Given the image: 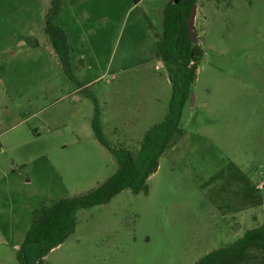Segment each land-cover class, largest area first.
Instances as JSON below:
<instances>
[{"label":"rangeland","instance_id":"rangeland-1","mask_svg":"<svg viewBox=\"0 0 264 264\" xmlns=\"http://www.w3.org/2000/svg\"><path fill=\"white\" fill-rule=\"evenodd\" d=\"M166 1L63 0L56 19L67 35L74 77L98 101L104 135L131 150L163 119L171 94L155 45ZM21 4L0 0V53L15 52L9 63L26 79L48 80L52 88L42 92V118L49 111L72 116L52 131L88 134L107 155L98 181L69 191L47 189L56 198L69 197L103 182L116 163L93 135L91 100L48 53L42 63L32 60L45 54L41 42L47 40L20 18ZM35 18L38 13L32 12ZM194 26L204 49L191 86L194 99L183 110V134L148 178V192L124 189L105 204L77 211L74 231L48 252L43 264H193L249 228L247 188L233 176L246 171L244 158L253 159L249 144L255 157L264 147L258 115L252 114L264 100V0H197ZM8 58L0 55L4 65ZM69 147L59 148L58 159ZM72 160L79 164L76 157ZM257 176L262 177L257 182H264V174ZM263 207L261 202L254 206L257 212ZM30 220L31 213L23 219L0 216V264H19L16 250Z\"/></svg>","mask_w":264,"mask_h":264},{"label":"trees","instance_id":"trees-1","mask_svg":"<svg viewBox=\"0 0 264 264\" xmlns=\"http://www.w3.org/2000/svg\"><path fill=\"white\" fill-rule=\"evenodd\" d=\"M138 3L140 0H132ZM197 0H167L161 9V30L156 37V54L163 63L171 94L163 119L143 134L139 146L131 150L112 143L103 133L100 107L95 95L73 75L69 60L70 45L64 29L56 19L63 0H48L43 32L56 54L62 72L93 104L90 121L96 140L110 153L115 171L97 186L69 197L53 199L31 211V220L16 250L19 264H43L48 252L61 244L73 231L77 211L107 203L124 189L132 194L148 192V178L157 160L172 142L183 134L182 116L190 100L204 49L191 42L187 17ZM193 264H264V223L246 229L234 241L210 250Z\"/></svg>","mask_w":264,"mask_h":264},{"label":"crops","instance_id":"crops-1","mask_svg":"<svg viewBox=\"0 0 264 264\" xmlns=\"http://www.w3.org/2000/svg\"><path fill=\"white\" fill-rule=\"evenodd\" d=\"M19 1L22 3L20 13H24L20 18L30 22L26 25L32 23L38 27L39 33L43 32L48 0ZM31 11L38 13V18L32 20ZM27 39L32 41V38ZM42 40L45 41L47 38ZM41 43L45 54L37 55L32 60L34 62L40 60L42 63L43 56L48 53L55 62H59L48 40ZM7 50L0 53L1 56L9 57L5 61L7 66L0 61V216L7 219H23L24 215L27 216L36 208V203L38 205L44 203L46 199L41 201L44 197H51L50 200L63 198L52 196L51 191L47 189L69 191L73 187L87 185L92 180L98 181V177L104 173L102 163L107 155L97 147L88 134L83 136L73 128V131L66 135H58L52 131L58 123L71 122L72 116L68 118L67 111L61 115H58L57 111H49L44 118L41 117L42 92H51L52 87L48 80L26 79L22 76V71L13 69L9 61L16 54ZM59 66L61 68L60 63ZM257 106L260 111L252 114L258 115L259 136L264 140V100L257 103ZM244 114L247 115L246 110ZM67 143H70L69 150L65 149L62 152L67 155L68 161L63 160L64 153H61L58 159L59 148L62 150ZM84 144L93 145V149ZM249 145L247 148L250 149L249 155L253 159L244 158V162L248 164L245 167L246 171L238 170L233 179L237 180L236 183L243 182L242 187L247 188L245 195L250 203L247 207V217L249 228H252L264 223V207L260 209L261 212L254 208L255 204L260 202L264 206V192L260 193L264 189V182H257L258 178L262 179L257 173L264 174V147L261 152H257L259 156L255 157L254 145L252 143ZM73 157L79 162L76 166L73 164ZM248 159L250 160L247 163ZM261 184L263 185L259 187ZM256 195L259 198H256ZM7 201H10L11 207L6 205Z\"/></svg>","mask_w":264,"mask_h":264},{"label":"water","instance_id":"water-1","mask_svg":"<svg viewBox=\"0 0 264 264\" xmlns=\"http://www.w3.org/2000/svg\"><path fill=\"white\" fill-rule=\"evenodd\" d=\"M177 1L178 0H174V2H177ZM195 13H196V5H194L191 8V11H190V13L187 17V20H186V25H187V29H188V37L191 40V42H193V43L196 42V40H197L196 29L194 26ZM193 99H194V95L191 92L190 93V100L193 101ZM157 168H158V160L156 162V165L153 168L152 174L156 172Z\"/></svg>","mask_w":264,"mask_h":264},{"label":"built area","instance_id":"built-area-1","mask_svg":"<svg viewBox=\"0 0 264 264\" xmlns=\"http://www.w3.org/2000/svg\"><path fill=\"white\" fill-rule=\"evenodd\" d=\"M263 184H261L259 187H261Z\"/></svg>","mask_w":264,"mask_h":264}]
</instances>
